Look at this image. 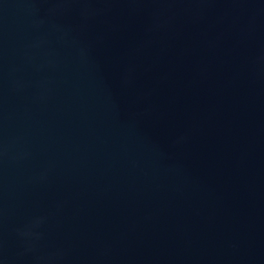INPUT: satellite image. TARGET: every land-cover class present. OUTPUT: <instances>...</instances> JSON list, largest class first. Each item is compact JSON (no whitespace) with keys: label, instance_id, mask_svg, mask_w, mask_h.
Listing matches in <instances>:
<instances>
[{"label":"water","instance_id":"95a60500","mask_svg":"<svg viewBox=\"0 0 264 264\" xmlns=\"http://www.w3.org/2000/svg\"><path fill=\"white\" fill-rule=\"evenodd\" d=\"M0 264H264V0H0Z\"/></svg>","mask_w":264,"mask_h":264}]
</instances>
